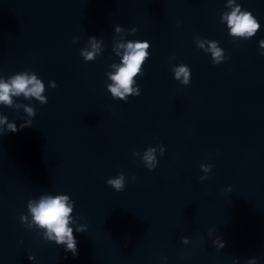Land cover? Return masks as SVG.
Listing matches in <instances>:
<instances>
[{"label": "clouds", "instance_id": "obj_1", "mask_svg": "<svg viewBox=\"0 0 264 264\" xmlns=\"http://www.w3.org/2000/svg\"><path fill=\"white\" fill-rule=\"evenodd\" d=\"M234 3V0H229V4ZM222 19L227 21V25L230 29V35L239 36L245 38H251L254 36L260 28V24L257 19L249 11H241V6L236 5L230 13H226L222 16ZM115 32L119 33L124 29L116 25ZM137 30L135 28L130 30L131 34H135ZM76 42L75 39L73 41ZM90 49H81L80 55L87 61H93L100 54V42L97 41L95 36L89 37ZM217 41H209V47L207 51L211 53L213 64H220L225 60L224 52L221 48L217 47ZM261 46H264V40L260 41ZM197 46L204 47L203 41H197ZM150 43L148 41H128L127 43H120L116 45V48L123 49V52L117 51L116 54L121 56V62L117 66L112 65L116 69L114 74H109L110 79L113 81L108 86V90L111 92L113 98H118L127 102L129 96H139L140 89L138 86L133 88L135 83V77L139 74L142 75V65L149 58ZM264 55V53H262ZM174 78L182 85H188L191 77V70L189 66L180 64L173 68ZM49 86L53 89L57 87L55 81H49ZM45 91L44 83L34 72H21L10 76L7 79L0 77V105L13 108V97L23 96L25 99L35 98L41 104L47 103V98L43 95ZM24 112L29 118L36 115L35 109L27 105L23 106ZM32 120H25L24 123L17 127L15 122H9L8 117L0 115V135L7 133H16L20 129L30 127ZM6 126V129L5 127ZM156 149L149 147L144 152L142 157L149 170H152L157 165L155 156ZM164 153V148L161 147V155ZM133 155H139V153H133ZM201 170L205 172L211 171L209 165H201ZM135 179V177H133ZM201 180L206 177H201ZM107 184L117 192L123 191L125 187V176L121 173L116 178H109ZM230 190V189H229ZM74 202L70 200L68 195H43L36 200H29L27 207L31 216V222L27 223V227L31 228L33 225L44 229V239L47 241H54L56 245H64L65 251L71 252L75 257L78 255L77 240L73 234V228L70 224L73 223L72 211ZM22 223L28 221L26 215L20 217ZM86 230L85 225H79L76 227L77 233H83ZM183 243H188L187 238H183ZM216 242H214L215 244ZM225 246L224 242H220V248ZM29 260L35 259V257L29 255ZM248 264H256V259H250Z\"/></svg>", "mask_w": 264, "mask_h": 264}]
</instances>
